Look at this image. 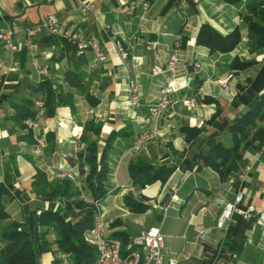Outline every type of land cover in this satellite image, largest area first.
I'll list each match as a JSON object with an SVG mask.
<instances>
[{
    "label": "crops",
    "instance_id": "1",
    "mask_svg": "<svg viewBox=\"0 0 264 264\" xmlns=\"http://www.w3.org/2000/svg\"><path fill=\"white\" fill-rule=\"evenodd\" d=\"M263 1L242 0L235 6L223 0H0V31L12 30L16 45L30 44V49L15 54L0 46V184L23 198L6 201L9 220L0 223V235L10 222L24 223L28 218L30 236L38 242L34 216L38 209H46V203L31 193L38 169L49 181L58 173H70L85 189L88 167L81 137L84 125L93 122L101 126L100 148L116 134L108 156V192L100 203L103 236L128 243L155 226L164 237L165 257L178 264H222L220 251L227 232L233 231L243 236L244 243L229 264H264L263 145L246 148L224 179L204 165L214 146L232 147L229 127L246 114L250 101L264 94V49L250 50L244 20L250 17L249 8ZM85 4L90 9L82 13ZM130 6L135 7L132 15ZM49 16L61 33L69 31L80 41L94 39L106 61L98 62L91 51L78 52L61 35L41 33L28 39L26 31ZM203 26L222 36L240 29L242 41L230 53L211 54L197 41ZM116 42L127 53L125 61ZM175 43L180 49L174 74H156L154 67L165 68ZM242 63L254 64L232 69ZM40 68L47 69V76L38 73ZM69 72L80 74L85 87L83 93L73 90L75 115L60 105L54 118L41 119L32 131L35 145L20 141L26 131L11 120L15 113L11 103L31 98L30 87L43 80L68 91ZM168 79L171 103L160 119L152 121L148 106L160 100ZM130 81L139 86V108L129 103ZM82 95H90L97 105L91 107ZM185 128L201 133L187 142L181 133ZM48 134L53 136L50 144ZM140 135L149 139L134 152ZM137 163L170 168L172 173L164 184L139 189L128 173L129 165ZM246 168L250 171L244 176ZM238 194L243 196L239 210L253 207L252 218L235 214L225 229H218L224 206L235 202ZM126 200L145 205L146 212H130ZM54 259L63 264L65 258L58 252L44 254L39 264H53Z\"/></svg>",
    "mask_w": 264,
    "mask_h": 264
},
{
    "label": "trees",
    "instance_id": "2",
    "mask_svg": "<svg viewBox=\"0 0 264 264\" xmlns=\"http://www.w3.org/2000/svg\"><path fill=\"white\" fill-rule=\"evenodd\" d=\"M228 5H239L242 0H223ZM263 7V8H262ZM250 17H244L248 31V42L253 52L264 49V1L258 6L249 8ZM197 41L200 46L209 50L211 54H227L238 47L242 41L240 29L222 36L208 26L201 27ZM254 63H242L232 67L233 70H241ZM66 81L68 91L54 86L47 80H43L35 87H30V97L22 98L20 101L11 103L14 115L11 120L19 129L26 133L19 137L20 141L29 145H35L31 130L27 129L26 122L34 120L36 111L35 100H42L45 108L46 119H52L60 105L69 108L72 115H75V95L73 90L83 93L85 87L80 74L67 73ZM91 107L97 102L90 95H82ZM34 98V99H33ZM205 103L210 100H204ZM61 117L64 110L58 111ZM264 94L258 100L249 102V109L240 119H237L230 127L229 133L232 137V147L225 149L220 145L214 146L212 151L205 157L204 165L216 172L221 179H224L233 169L236 162L241 160L242 152L257 144L264 145ZM211 121L208 123L210 124ZM99 124L87 122L84 125V133L81 142L85 145V162L88 173L85 178V189H82L86 196L98 203H101L107 195L109 175L108 156L113 148V141L116 134H111L103 148L98 145L100 136ZM187 142L193 141L200 135L201 130L196 128H185L181 130ZM94 138L95 140L91 139ZM53 140L48 134L46 142ZM130 180L139 189H145L154 183L164 184L172 173V169L155 168L148 164H130L128 167ZM31 193L40 203H47L46 209H38L40 214L34 216V226L38 231V242H34L28 230V218L24 223L10 222L1 232L0 239L3 243L0 249V264H39V259L44 254L57 252L69 262V264H95L97 254L95 249L86 243V236L92 227L95 208L80 199L75 185L69 180L49 181L47 174L37 170L31 185ZM18 199L23 200L19 192L10 193L0 184V223L8 221L6 213V201ZM126 206L130 212L143 214L147 207L140 203L126 200ZM25 213L27 209L25 208ZM54 236V240H51ZM123 247L127 240H121ZM244 243L242 235L228 231L220 251L219 259L222 264L233 263L234 257L241 252ZM56 247V251L53 248ZM53 264H62L54 259Z\"/></svg>",
    "mask_w": 264,
    "mask_h": 264
},
{
    "label": "built area",
    "instance_id": "3",
    "mask_svg": "<svg viewBox=\"0 0 264 264\" xmlns=\"http://www.w3.org/2000/svg\"><path fill=\"white\" fill-rule=\"evenodd\" d=\"M147 8V5H145L143 10H146ZM89 9L90 5L85 4L82 7L81 12L86 13ZM134 11L135 7L130 6L128 14L132 15ZM41 33H47L51 36L61 35L65 40L74 45L78 52L91 51L98 62L103 63L106 61V55L99 49L94 39L80 41L75 34L69 31L61 33L56 20L51 16L43 18L38 25L26 31L28 39L35 38ZM13 35L12 30H1L0 46L14 54L18 53L22 48L30 49L29 43H26L23 47L14 44ZM115 47L120 55V58L125 61L127 59V53L123 50L121 44L116 42ZM179 49L180 44L175 43L173 52L170 55L165 68L162 69L161 67H154L156 74H174L175 65L178 62ZM38 73L45 77L47 76V69L40 68L38 69ZM171 92V81L168 79L166 86L161 90L160 100L157 103L148 106L149 117L152 121H157L166 112L171 103L169 97ZM128 93L130 105L134 108L141 107L139 86L137 83L134 81H130L128 83ZM189 104H191V102H186V105ZM34 107L36 111L35 119L29 120L25 123L27 129L31 131L36 129L39 121L45 117V108L42 100H35ZM148 139L149 137L145 135L138 136L134 142L133 151L139 152ZM262 150L264 151V145ZM249 171L250 168H246L244 176L247 175ZM56 179L71 181L77 188L78 193L80 194V199L88 205H93L95 208L92 227L89 229L86 236V243L95 249L97 254L95 264H178L176 259L165 257L164 237L158 227H150L139 236L131 239L125 247H123L121 241L103 236L100 203L95 202L86 196L82 188L76 184V179L72 174L61 172L56 175ZM242 200V194H238L235 202L228 203L224 206L217 221L218 229H225L226 225L232 221L235 214L241 215L245 220H250L252 218V214L254 213L253 207H248L245 211L239 210V205L242 203ZM36 214L39 215L40 212L38 211ZM63 264H69V262L64 259Z\"/></svg>",
    "mask_w": 264,
    "mask_h": 264
},
{
    "label": "rangeland",
    "instance_id": "4",
    "mask_svg": "<svg viewBox=\"0 0 264 264\" xmlns=\"http://www.w3.org/2000/svg\"><path fill=\"white\" fill-rule=\"evenodd\" d=\"M47 204V203H46ZM48 207V204L46 205V208ZM103 224V223H102ZM102 233H105L104 231V225H102Z\"/></svg>",
    "mask_w": 264,
    "mask_h": 264
}]
</instances>
